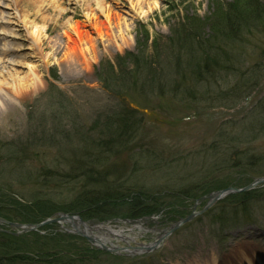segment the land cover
I'll list each match as a JSON object with an SVG mask.
<instances>
[{"label":"rangeland","instance_id":"374dc122","mask_svg":"<svg viewBox=\"0 0 264 264\" xmlns=\"http://www.w3.org/2000/svg\"><path fill=\"white\" fill-rule=\"evenodd\" d=\"M138 1L104 0L108 12L119 16V23L115 21L112 30L105 31L104 36L99 37L91 26L92 23H89L90 12L92 15L99 13L93 0H86L85 5L82 0H34L40 18L36 23L49 27L48 41L54 48L51 50L47 48L41 60L23 59V64L26 62L39 66L40 83L33 94H28L23 104L17 103V107L11 110H0V206L5 205L4 201L11 196V191L22 190L29 193L33 192V186L39 190L36 198L40 199L42 196L46 198L43 200L51 199L61 205L77 198L80 190L74 188H77L75 184L78 182L89 183L90 188H100L97 180L103 176L92 163L90 164L93 166L89 165V158L95 157L86 151L84 142L88 138L86 131H90L88 141L100 140L102 137L106 139L102 142L110 145V160L105 167H109V183L106 185L103 181L102 193L105 192V186L111 189L110 185L120 183H126V187L143 190L141 194L145 193L147 197L164 192L160 204L164 207L161 212L165 216L174 212V210L170 212V208L174 209L181 204L183 205L181 212L184 214L188 215L193 211L194 204L201 195H194L187 189L198 179L199 181L201 179L203 184L216 185L221 181L232 180L235 181L233 184L239 182L238 187L245 186L251 182L247 183L249 180H253L251 174L255 173L246 167L213 171L211 165L218 161L217 149L213 148V144L220 141L218 136H215L216 130L220 127L222 132H226L228 125L237 126L243 119H251L254 110L256 112L254 118L260 115L256 105L264 99V0L258 1L261 5L259 10L249 13L251 17L234 28L229 24L224 25L221 8L222 4L225 6L228 3L230 6L237 0H140L142 13H138L140 10L136 5ZM89 4L92 10L88 13L84 8ZM256 12L260 13L259 16L254 14ZM41 17L51 20L47 19L44 24ZM101 19L104 20V17ZM71 26L81 32L90 33L91 41H85L81 45L67 41L63 36L65 31L70 33L73 40H77L75 29ZM16 28L25 35L33 31V28L27 29L23 24ZM182 31L192 46L186 45L184 38L183 40L178 38ZM145 35L149 37L148 40ZM194 37H198L197 40L194 41ZM24 39L25 47L30 48L32 40L27 37ZM139 41L148 47L147 54L151 56L149 62L154 66V69L150 70L153 78L148 79L147 87L143 85L145 77L139 76L142 74L147 76L148 71L137 76L139 79H136V82L133 78L125 79L124 88H120L119 92L132 90L129 94L121 96L115 90L107 89L100 81L99 75L101 71L109 74L111 64L112 75L121 74L122 66L128 64L125 55L136 53ZM154 43L160 48L158 52L152 50ZM206 49L219 56L224 52L226 56H223L222 61L226 64H223L221 69L212 68V64L210 69L203 68L202 77L205 82L201 83L198 91H192L190 88L192 83L188 80L191 74L189 68H192L191 62L197 53L201 57V62L206 60L204 54ZM30 52L26 50L14 56L21 60L23 57H29ZM81 53L87 57L85 63ZM12 56L5 58L7 60ZM227 56L230 59H227ZM3 57L0 53V58ZM162 67H167L163 70L168 78L174 71L178 75L183 73V77L184 74L187 75L183 81V89L176 91L167 89L165 93H161L160 85L164 84L160 79ZM135 69L137 67L134 65L127 67L128 71ZM19 72L21 77L29 73L28 68H20ZM138 91L141 92L139 98L134 96ZM200 91L204 96H200ZM15 101L17 102V99ZM70 107L76 112V118L68 120L65 130L70 132L67 136L68 138L71 136L69 142H74L68 144L59 143L58 138L55 141L44 139L50 126L56 124L49 120V117L52 115L61 117L63 110ZM122 107L135 112V117L142 120L143 125L136 139L130 141L127 150L121 149L115 142H108L107 136L104 135L110 115L116 111L121 114ZM262 111L264 120V104ZM65 135L62 132L58 136L60 141H64ZM233 136L237 138L235 151L238 156L231 155L233 152H229L231 156L226 154V147L222 144L226 139L220 143L222 145L215 146H220L218 151L224 158L229 161L235 158L253 161L252 155L258 153L264 155V133L252 140L247 139L246 135H239V129L233 128ZM41 142L48 146H40ZM27 143H31L30 148L19 150L22 158H17L11 149L25 146ZM208 145L211 148L206 152L205 146ZM248 145H251V149H248L250 147ZM129 148L135 150L132 156ZM80 150H84V158L80 156ZM248 150H251L250 155L246 154L249 157L245 156V153H250ZM139 155L143 156L141 161L138 159ZM83 159H86L87 163H84ZM46 171H50L53 176L47 179ZM82 173L88 175L80 178ZM71 177L76 178L67 186ZM190 178L194 181H189ZM44 179L48 184L38 188L39 182ZM54 190H58V193ZM212 190L214 189L206 191ZM123 191L120 190V193ZM129 200L125 197L122 202ZM205 203V201L200 203L197 211H201ZM153 204H157L155 199ZM217 206L218 204L192 222L176 229L171 227L175 222L164 224L160 216L154 217L159 223V231L139 237L141 242L162 235L169 227L172 234L162 247L153 253L146 251L139 255L129 252L118 259L112 257L110 253H103L94 260H84L81 263L245 264L246 260H250L252 264H264V199L256 205L255 216L252 218L254 222H240V225L231 226L223 231L214 227L211 221V212L217 208L212 213L214 217V214L220 211L221 207ZM119 222L107 225L116 231L124 229L125 235L137 238L136 230L128 231L131 226ZM153 224L150 223L151 226ZM80 228L84 230L83 226ZM72 230L71 225L63 227L56 225L46 229L42 236H64L67 241L76 240L79 246L90 245L79 235L78 237L72 234L70 232ZM93 233L96 231L88 230L90 236ZM27 241L38 245L48 242L37 241L33 236L27 237ZM111 241L114 246L123 247L122 239L111 237ZM68 255L64 256L69 257ZM42 264L49 263L42 261Z\"/></svg>","mask_w":264,"mask_h":264},{"label":"trees","instance_id":"16d2710c","mask_svg":"<svg viewBox=\"0 0 264 264\" xmlns=\"http://www.w3.org/2000/svg\"><path fill=\"white\" fill-rule=\"evenodd\" d=\"M259 0H237L233 5H226L222 4V10H221V19L224 23V25H230L237 27L238 25H241L243 22L248 20L251 15H248L254 10H259L261 5L258 3ZM227 8V9H226ZM254 14H258L259 12H256ZM259 20L258 18L256 19ZM192 21V20H191ZM236 29V28H235ZM218 30V28H216ZM234 30V29H233ZM183 31L178 35L179 39L184 38V42L188 46H192L189 44L190 40L185 39V35H183ZM146 39L148 40L149 37L146 36ZM198 37H194V41L197 40ZM227 43V42H225ZM196 45V44H195ZM148 47L145 46L144 43L141 41L138 42V47L136 49V53H127L124 58H126V62L128 64L125 66H122V72L121 74H116L115 76L112 75L113 73V65L111 64V68L109 70V74L101 71V74L99 75L100 81H102L105 84V87L107 89L115 90L119 95L124 96L131 92L132 89H129L128 92L121 91L119 92L120 88H124L125 79H132L136 82V79H139V77H145L143 78V85L146 87L148 79H152L153 76L151 74L152 69H154V66L151 62V56L147 54ZM153 52L159 51L160 48L156 47V43H154V46L152 47ZM213 55H211V54ZM204 54L206 55V60H203L201 62V57L199 54L196 58L195 55L193 56V61L191 62V67L189 68L191 74L188 77V80L192 83L190 86L192 91H198L200 89L201 83L205 82V79L197 80L198 76L202 75V69H210L211 64L212 68H220L223 67V64H226L222 61L224 52L219 56L217 53H212L206 49L204 51ZM192 58V57H191ZM138 59V60H137ZM227 59H230L229 56H227ZM124 60V59H123ZM130 65H134L137 67V69L128 71L127 67ZM204 66V67H203ZM167 67H162L160 69V79L163 80L164 84L160 85V89L162 90L161 93H165L167 89L171 90H178L183 89V81L186 79L187 75L183 73L181 75H178L176 71L174 73H171L170 70V78H168L167 74L163 70ZM196 70V71H195ZM148 71L149 74L147 76L140 75L142 72ZM140 75V76H139ZM139 76V77H137ZM146 79V81H144ZM123 80V81H122ZM119 81V82H118ZM137 89H134V91ZM202 90V89H201ZM201 93V91H200ZM137 98L141 96V92H137L136 95ZM201 97L204 96L200 95ZM183 102V101H182ZM264 104V103H263ZM263 104H261L260 114L257 115L255 118L253 117L254 113H251L252 118L249 119L245 118L239 125H228L226 128V132H222L223 130L219 128L215 134V136L220 139V141H216L213 145L214 150L218 151V148L215 147L217 144L222 145L226 147L227 155H236L235 150L236 145L235 142H237V138L233 136V128L239 129V135L245 136L247 139L255 140L256 137L261 136L264 133V129H261L264 127V120H263ZM122 111H120L121 114H118V111L113 112L112 115H110V119L105 125V131L104 135L107 136V140L110 143H117L121 149H128V145L131 143L133 139H136L138 136L140 130H142V120H137V117H135L132 110H129L124 107L121 108ZM76 112H74L73 107H70V109L65 108L63 110V114L61 117H54L53 115L49 117V120L54 121L56 124L53 126H50V128L47 130L46 135L44 139H47L49 141L56 140L58 138L59 143H73L69 142L68 134H70L69 131H66V126L68 124V120H74L76 118L75 116ZM54 117V118H53ZM62 119V120H61ZM77 122L75 121V124ZM231 124H233L231 122ZM84 130V129H82ZM86 130H89L86 128ZM64 132L65 138L63 137L64 141H60V134ZM88 134V138L84 140L85 142V148L88 153H92L95 158H89V165L92 163L96 169H98L103 176L101 179L97 180L99 181L98 184L100 185V188H90L89 183H85L81 181V183H76L77 188H74V190H80L77 194V198L73 201H67L63 205L55 203L51 199H46L45 197H40V199L36 198L37 192H39L38 189H35V186H33V192H25L22 190L17 191H11V196L4 201L5 205L0 206V217H3L9 221L12 222H21V223H39L44 220H46L49 217H52L56 213L59 212H65V213H79L84 219H97V220H107L110 218H136L144 215H150L152 213H156L160 210L161 204V196H158V198H155L157 196H151L147 197L144 194H141L142 191H135L132 190L133 193L130 192V189L127 188L126 183L125 184H114L115 186L110 185L111 189L107 188L105 186V192L102 193L101 187L102 183H106V185L109 183V167L105 168L109 164L110 155L111 152L109 151L110 145L104 144L102 140H106L104 138H100L88 141L90 131H86ZM84 134V133H83ZM85 135V134H84ZM220 135V136H219ZM86 136V135H85ZM229 136V137H228ZM264 137V136H263ZM226 139V140H225ZM225 140V141H224ZM71 141V140H70ZM220 144L221 142H223ZM57 143V145L59 144ZM67 144V146H68ZM31 143H27L25 146H18L17 148L11 149L13 154H16L17 158H22L20 151H24L25 147L30 148ZM40 146H48L44 145L43 142L39 144ZM248 149H251V145ZM132 148V147H131ZM129 148V149H131ZM84 150H80V156L84 158L83 154ZM209 150H206V152ZM16 152V153H15ZM135 152L133 149H131V152H129L130 156H132V153ZM231 152H233L231 155H229ZM245 153L250 155L251 150H248ZM25 152H23L24 154ZM238 156V155H236ZM253 156V157H252ZM253 161L251 160H240V159H234L229 161V159L224 158V155H222L220 164L219 161L217 163L212 164V170L215 171H223L224 169H229L233 167H246L251 172L255 174H251V178L259 175L264 174V155L255 154L252 155ZM142 155H139L138 159L141 161ZM249 157V156H247ZM87 159L88 157L85 156ZM86 159H83L84 163H87ZM129 159V158H128ZM130 159H134L133 157H130ZM22 162L23 159L21 160ZM91 165V166H93ZM225 166L226 168H223ZM105 168V169H104ZM90 169H88L87 172H89ZM211 171V170H210ZM212 172V171H211ZM242 172V171H241ZM247 174V172H244ZM45 175L48 178H51L53 175L50 171H46ZM65 175V174H63ZM59 175V176H63ZM88 173H82L80 178H84ZM76 178V177H74ZM71 177L70 181L68 182L67 186H70V184L73 182ZM79 178V177H78ZM105 179V180H104ZM72 180V182H71ZM76 180V179H75ZM82 180V179H81ZM77 181V180H76ZM80 181V180H79ZM252 180H249L247 183H249ZM87 182V181H86ZM232 180L229 181H221L217 185L215 183L213 184H203L201 181L196 182V185H190L193 186L189 191H191L192 194H205L207 189H214L220 190L223 188H226L231 185H237L233 184ZM48 183L44 179L41 183L39 182L38 185H40L38 188L43 187L44 185H47ZM7 186V185H6ZM70 188V187H68ZM61 189V188H60ZM4 190V188L2 189ZM120 190H124L123 193H120ZM56 193H58V190H54ZM204 192V193H202ZM130 194V196H128ZM134 194V195H133ZM191 194V195H192ZM18 196V197H16ZM263 194L260 193V191H252L248 193L238 194L231 196L226 202L225 205H228L225 207V209H230L229 205H233L234 207H231L230 211H223V209L220 211L221 216L218 222L224 225H228V223H231L232 220L229 217L230 212H234L237 214L238 212L240 214H243L246 212L247 209H250L251 202L257 201L262 197ZM85 197V198H83ZM129 198L130 200L128 202H122L123 198ZM38 199V200H36ZM156 200L157 204H153V200ZM36 200V201H35ZM27 201L24 204V202ZM159 202V203H158ZM162 202V201H161ZM127 205V206H126ZM232 213L233 216L236 217V215ZM53 226L45 227L43 230H48ZM33 236L37 241L41 240H48V242H44L42 245H38L35 243H30L27 241V237ZM48 238V239H47ZM60 238V239H59ZM73 241V243H72ZM67 241L64 236L62 237H56L53 235H49L47 237L42 236L41 232H34V233H28L22 236H14L11 233L7 232H0V264H42L43 263H49V264H78L82 261H74V258L65 257L63 253H74V252H84L86 253L85 257L81 258H91L90 260H94L99 254H103L101 251H96L94 249H88L83 246H79L76 243V240ZM69 247V248H68ZM77 254V253H76ZM112 257L118 259L120 256L112 255ZM62 260H65L66 262H63Z\"/></svg>","mask_w":264,"mask_h":264},{"label":"bare ground","instance_id":"6f19581e","mask_svg":"<svg viewBox=\"0 0 264 264\" xmlns=\"http://www.w3.org/2000/svg\"><path fill=\"white\" fill-rule=\"evenodd\" d=\"M85 1L86 0H82L84 5ZM93 1L97 6V10H99L97 15H92L90 12L92 10H90V4L84 9L88 10V13L90 12L88 15L89 23H92L91 26L96 31L97 35L103 37L105 31L112 30V25L115 21L117 24L119 23V16H114L112 13L108 12L107 7L104 5V0ZM139 1L136 5L140 8L138 13H142L143 9L140 7ZM148 7L150 8V5H148ZM54 8L57 9L56 6H54ZM102 16L104 17V20L101 19ZM39 19V10H37L36 2H34V0H0V44L2 46L0 48V53L4 56L3 58H0L1 111L11 110L13 107H17V103L23 104L29 96L28 94H33L37 85L40 83L38 75L39 66L29 65L26 62L23 64L24 62H22L23 59L41 60L43 52L45 53L47 48L49 50L54 48V45L50 46L51 43L48 41L49 27L37 24L36 22ZM47 19V17H41L44 24L47 22ZM50 20L51 18L48 19V21ZM55 20L57 21V19ZM20 24H23L27 29L33 28V31L29 32L28 35H25L20 29L16 28ZM71 27L72 29H75L73 26ZM74 31L77 35V40H73L70 33L65 31L63 36L67 41L75 43V45H81L85 41H91L90 33L81 32L79 29H75ZM24 37L32 40L30 48L25 47L24 43L26 40ZM8 38L9 40H6ZM2 41L4 42L2 43ZM26 50L31 51L29 57H23L21 60L15 58L16 56H14V54H20ZM9 55L13 56L6 60L5 57ZM81 57L85 63L87 61L86 55L81 53ZM20 68H28V75L21 77L19 72ZM195 79L202 80L203 77L198 76ZM16 99L17 102L15 101ZM111 233L116 237L121 236L120 231L113 230ZM95 237L98 239V236ZM140 248L142 247L138 248L139 251L141 250ZM245 264H252V262L246 260Z\"/></svg>","mask_w":264,"mask_h":264},{"label":"water","instance_id":"95a60500","mask_svg":"<svg viewBox=\"0 0 264 264\" xmlns=\"http://www.w3.org/2000/svg\"><path fill=\"white\" fill-rule=\"evenodd\" d=\"M260 183H264V177L263 178H259L257 179L256 181H254L252 184L248 185L247 187L239 190V189H226L224 191H219V192H216L214 194H212L210 196V203H209V206H212L213 204H215L216 202H218L219 200H221L222 198H224L226 195H229L231 193H240V192H246V191H249L253 188H255L258 184ZM191 218H193V215L190 216L189 218L185 219L184 221L178 223L174 228H178L181 224L189 221ZM68 223V224H71L74 229H75V232L77 233H80L82 236H85L86 235L84 233H82L79 229V226H78V223H82L83 225H85V222H83V220L78 217V216H73V215H66V214H63V215H59L58 217L56 218H50L44 222H41V223H37V224H19V223H11L5 219H2L0 218V224H5V225H9L11 226L12 228H16L19 230V232L17 233L18 235L20 234H24V233H28V232H35V231H38L41 227H44L46 225H49V224H60V223ZM171 234L170 233H167L165 238L168 237L169 235ZM89 241H92V242H96V240H93V239H89ZM161 241H158V243H156L155 245H150V246H147V247H142L140 248L141 250H144V251H148V252H151L153 251L154 249L158 248L159 244H160ZM97 243L100 245V247L105 250V251H108V252H111V253H119L121 251H124L126 249H120V248H109L107 246H105L103 243H101L100 241Z\"/></svg>","mask_w":264,"mask_h":264}]
</instances>
